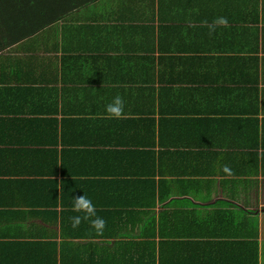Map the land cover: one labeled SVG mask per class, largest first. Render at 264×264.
<instances>
[{"label":"crops","instance_id":"obj_1","mask_svg":"<svg viewBox=\"0 0 264 264\" xmlns=\"http://www.w3.org/2000/svg\"><path fill=\"white\" fill-rule=\"evenodd\" d=\"M117 95L124 116L108 119ZM99 148L116 151L85 156ZM53 149L79 170H64L77 181L67 193L123 176L104 173L108 165L135 178L160 165L167 198L156 219L174 199L171 209L207 221L200 229L169 218L199 241L166 228L173 237L151 244L157 264H264V0H0V180L9 181L0 185V264H43L35 252L48 257L52 241L66 246V262L74 250L76 262L104 257L102 239L65 242L70 216L62 227L53 188L45 198L43 181H31ZM26 150L36 155L26 160Z\"/></svg>","mask_w":264,"mask_h":264},{"label":"trees","instance_id":"obj_2","mask_svg":"<svg viewBox=\"0 0 264 264\" xmlns=\"http://www.w3.org/2000/svg\"><path fill=\"white\" fill-rule=\"evenodd\" d=\"M84 1L89 2L91 0ZM82 134L86 137L85 142L87 143V138L93 136V128L87 129ZM41 135L46 138L45 134ZM39 140H42V138H39ZM115 151V149L102 148L86 149L85 152L87 153V155L85 156L93 158V156H96V154H98L100 155V157L103 156L105 158V155L108 156L109 154H114ZM52 152V160L48 163H45L38 171H35L34 175L39 173L38 175L40 176H32L33 178L31 179V181L36 183L38 181H43V187H41V189L45 191L43 192V197L45 198H47L46 189L53 188V190L55 191L54 196H52L53 198H55V205L53 206L55 208L53 209H56V207L60 206L61 210L58 211L56 209L50 212L54 216V219L57 221L58 216L61 215L62 227L66 216H83V213L73 211V197L85 195L89 199H91L92 203L95 205L96 216L103 218L106 222L103 233L98 234L96 230L91 226L90 221H82L76 228L62 229V235L64 237L71 238L70 241L65 239V242L70 246H91L92 248L91 242H86L85 244H82L84 239H102L101 243L96 244L98 249L96 252H99L100 250V254L103 253L102 255H104V257H101L102 261L97 259V262H95V260L93 259V263L76 262L75 259L72 258L74 255H76V250H74V252L69 254L70 261L66 262V259H68L67 253L65 252L66 246L59 244L57 241H52L51 243H49L52 244V249L50 251L51 254L48 257L47 251L38 252L36 250L35 252L39 257H44L45 263L43 264H157V260L160 257L159 252L156 249V243L155 247H152L151 244L154 243L158 234L160 235V237H167V235H169V237H173V234H171L173 232L174 234L177 233L176 236L178 237L188 238V242L193 241L191 239H195L197 241L194 242L198 243V237L200 233H198L197 230H192L190 228H178L175 226V224H173V228H170V226H166V221L170 218L171 222H178V224L181 221L187 223L198 222L200 224V229L204 228V225L202 224H204L207 220L198 219V215L194 210L191 211L185 209H171V206L177 202L176 200L171 199L165 203L167 208H170L168 210L160 212L158 219H156L155 217V209L158 205V201L164 202L167 198V194H159L160 188L158 186V181L161 177L160 174H163V169H159V164L153 165L152 163L151 169L150 164L145 166L146 168H149V172L139 171V173H143L149 176L138 178H135L133 176H124V174H127L129 171H124V169L122 170L120 168L115 169V167H113L114 169H112V167L108 165L107 167L105 166L104 173H116L123 176H102L103 179H100V181L88 182L91 187V191L88 189L87 191H80L76 190V188L73 187L74 190L67 193L65 187L67 182H69V184H73V182L77 181L68 180L69 178H67V176L63 174L64 170H66L69 165H72V169H75L77 171L79 170L73 162L61 163L59 161L60 157L57 149H53ZM149 153L151 152L149 151ZM35 155L36 154L34 150H26L24 158H27L26 160H31ZM51 165H54L53 169H51L53 170V174H49V178H44L47 176H42L45 173L44 168L49 167ZM59 173H61L62 175L60 176ZM157 175L159 176L156 177ZM6 184H9V181H7L6 179L0 180V185H2L4 189L7 186ZM94 189L98 190H96L95 192L93 191L94 193H92V190ZM20 190L22 191V194H25L24 186ZM29 199L32 198L29 197ZM3 203L4 201H0V205H2ZM10 203L16 204V202L9 200V202H7V205ZM20 203L21 202H18L17 204ZM32 205L37 206V204L34 203H32ZM33 211L35 210L33 209ZM175 214H178V219H176ZM94 218L95 217H93V219ZM159 219L161 220L160 223ZM68 221L71 222L70 219ZM69 224H72V222L68 223L67 225ZM166 228L168 230H171L169 231L171 233H169L168 230L166 231ZM136 234H140L142 238H140V240H135L134 237H136ZM32 241L34 240H26L24 242H26V244L28 245L34 246ZM110 242L116 245L114 247L117 249V251L112 256V258L109 259V257L113 254L111 248L112 244H110ZM102 243H105L107 246L104 245L102 247ZM141 250L142 253L144 252V257L141 258V256H139L134 259L131 258L133 253L141 254ZM84 254H86V252L82 254V257ZM88 257L90 256H87L86 258ZM93 257L94 256H92V258ZM79 258H81V256ZM144 260H146V262ZM160 264H165V261L161 259Z\"/></svg>","mask_w":264,"mask_h":264},{"label":"clouds","instance_id":"obj_3","mask_svg":"<svg viewBox=\"0 0 264 264\" xmlns=\"http://www.w3.org/2000/svg\"><path fill=\"white\" fill-rule=\"evenodd\" d=\"M214 23L222 24L227 26V19L220 18L218 21ZM124 107L125 102L123 98L119 95L113 98V101L106 105L105 111L107 113L108 119H120L124 116ZM225 171H228L227 167H225ZM73 211L78 213H83V216H75L70 217V221L72 222V227L76 228L82 221H90L91 226L96 230L98 234H102L105 228L106 222L103 218L96 216L95 205L92 203L91 199H89L85 195H79L73 197L72 204ZM93 217H95L93 219Z\"/></svg>","mask_w":264,"mask_h":264}]
</instances>
